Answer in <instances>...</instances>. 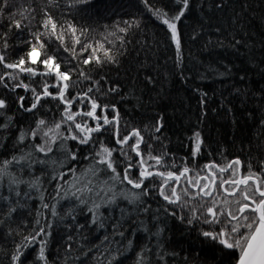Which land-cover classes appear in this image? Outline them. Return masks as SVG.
<instances>
[{"label": "snow or ice", "instance_id": "snow-or-ice-1", "mask_svg": "<svg viewBox=\"0 0 264 264\" xmlns=\"http://www.w3.org/2000/svg\"><path fill=\"white\" fill-rule=\"evenodd\" d=\"M86 3L87 0H64V9L71 11ZM139 3L166 29L175 46L179 65L181 41L177 22L188 10L190 0H170L167 8L152 5L149 0H139ZM60 7V0H45L42 3H37V0H27L26 3L24 0H0V65L12 70L0 73V86L6 92H15L20 88L30 93L27 107L25 96H16L15 103L18 109L35 116L33 125L27 129L21 126L16 136L17 144L27 142V151L20 148L0 161V239L5 242L0 245V255L6 264H50L46 249L53 217L58 220L68 217L75 221L77 212H87L88 223L103 227L102 206L111 205L117 197H121L144 213L148 207L144 198L150 194L164 202L162 207L166 216H174L190 226L203 218L201 222L210 227L197 229L203 238L201 242L222 252L231 250L228 253L231 259L227 264H264V160L259 162V171H253L251 163H248L247 171L242 172L238 157L223 164L209 160L197 167L195 158L202 145L199 131L193 132L191 137V167L187 163L189 157L183 158L177 166L174 161L169 163L164 159L166 153L153 154L151 144H146L147 151L142 153L141 131L126 125L121 133L117 106L114 103L101 104L91 95L93 88L101 96L106 94L101 92V87L102 82L107 84L108 81L100 72L105 65L119 63V56L130 43L128 36L133 28L140 26L139 18L133 15L127 20H115L111 25H104V32L96 39L89 37L90 32L95 31L90 26L75 23L63 14L59 19L54 16L53 10ZM13 29L20 34L17 37L19 43L29 47L17 59L8 61L6 56L11 47L9 34ZM24 30L28 31L31 39H20ZM49 44L53 45L54 51H48ZM89 65L99 70L95 78L92 72L86 70L85 66ZM22 74H26L29 83L21 79ZM73 75L76 81L88 80L92 86L86 91L70 92ZM33 77L39 79L32 81ZM107 92L117 93L118 87L113 85L107 88ZM49 99L57 101L59 111V118L51 121L38 114L41 108L47 107L44 101ZM8 105L7 97L0 96V116H5ZM12 119V116H5L0 129L6 130ZM260 125L264 127V119L260 120ZM161 127V118L157 117L152 132H160ZM102 133L111 135L115 147L104 143ZM152 138L159 139L157 136ZM68 141L74 142L77 149L82 145H92L88 155L83 156L88 163L80 168L79 174L74 165L79 163L81 153L68 147ZM57 151L62 153V161L52 159ZM114 152L121 159L114 157ZM129 152L134 154L135 163ZM36 166H41L39 174L35 171ZM48 168L52 169L50 176ZM133 169L136 170L135 175ZM66 174H71V182L65 179ZM42 177H47L55 193L49 194L50 203L44 201ZM118 185L128 187L117 188ZM21 186H24L23 196ZM33 192L40 199V207L49 210L50 216L43 223L37 218L33 227L25 233L19 225L13 227L14 217L24 207L21 200L26 203L32 199ZM61 200L68 201L66 208L61 206L62 214L57 210ZM178 209H187V212L180 215ZM40 215L38 209L36 216ZM152 221L156 222L152 228L146 221H139L146 240L138 246L139 251L133 247L134 264H166L165 256L175 255L164 250L160 243L163 228L156 215L152 216ZM76 227L79 229L82 226L77 224ZM123 228L122 223L114 222L112 233L125 242L122 248H128L133 244L131 237L136 229L125 236L121 231ZM152 237L156 238L155 241ZM68 239L71 240V237ZM33 245L36 247L33 248ZM68 248H71L70 244ZM29 249L33 253L31 260L28 259ZM89 250L85 248L81 255L86 256ZM106 251L108 264L123 255L120 248Z\"/></svg>", "mask_w": 264, "mask_h": 264}, {"label": "trees", "instance_id": "trees-1", "mask_svg": "<svg viewBox=\"0 0 264 264\" xmlns=\"http://www.w3.org/2000/svg\"><path fill=\"white\" fill-rule=\"evenodd\" d=\"M42 2L45 0H37V3ZM149 3L167 8L170 0H149ZM60 4V9L53 10V15L59 19L63 14L75 23L95 29L90 32V38L94 36L99 39V34L104 32L103 26L111 25L115 20H127L133 15L139 18L140 26L138 29L133 28L128 36L130 43L126 44L127 50L119 56V63L105 65L100 72L108 81L107 84L102 82L101 87V92L106 94L101 96L93 88L91 95L101 104L114 103L117 106L121 133L125 131L126 125L137 127L141 131L142 153L147 151L145 145L151 144L153 154L166 153L164 159L169 163L174 161L179 166L183 158L189 157L193 132L199 131L202 145L195 158L197 167L209 160L223 164L238 157L242 172L247 171L248 163H251L253 171H259V162L264 160V127L260 125V120L264 119V0H190L188 10L177 22L181 41L179 65L175 46L166 29L145 11L139 0H87L86 4L71 11L64 9V0H60ZM9 35L11 47L6 60L13 61L27 51L29 46L19 43L17 37L20 34L16 29ZM20 39H31L27 30H24ZM78 48L79 46L77 50ZM48 51H54L53 45L49 44ZM85 67L95 78V73L99 70L93 69L91 65ZM5 70L12 71L0 65V73ZM21 79L25 83L30 82L26 74H22ZM38 79L39 77H33L32 81ZM72 80L74 83L70 92L86 91L92 86L88 80L76 81L75 75ZM113 85L118 87V92H107V88ZM0 96H6L9 100L5 116L13 117L6 130L0 129L2 161L20 148L27 151V142L17 144L16 136L21 126L27 129L33 125L35 116L17 108L16 96H25L27 107L30 93L23 89L6 92L0 86ZM44 102L47 107L41 108L38 114L49 121L59 118L57 101L49 99ZM5 116H0V123L5 122ZM157 117L161 118L162 127L160 132L153 133L152 127ZM101 135L106 145L115 147L111 135ZM153 136L159 139H153ZM67 146L81 153L79 163L74 165L79 174L80 168L88 163L83 156L88 155L92 145H82L77 149L74 142L68 141ZM125 149L127 150V145ZM113 155L121 159L118 153L114 152ZM129 155L133 156L135 163L134 154L129 152ZM52 159L62 161L63 155L57 151ZM187 163L190 167L193 165L190 157ZM40 167H35L37 174ZM51 172L52 169L48 168L49 176ZM132 172L135 175L136 170L133 169ZM101 178L106 179L105 176ZM42 179L44 201L50 203L49 194L55 193L47 177ZM65 179L71 182V174H66ZM23 187L21 186V196ZM119 187L128 186L118 185L117 188ZM144 199L148 206L144 213L121 197H117L111 205L102 206L100 211L103 213V227L88 223L87 212H77L75 221L68 217L63 220L53 217L46 249L50 264H108L106 249L115 251L117 248L121 249L123 255L118 256L112 264H134L133 247L139 251L138 246L146 240L145 233L139 228V221H146L152 228L156 223L152 221L153 215L158 217L160 227L163 228L160 238L163 249L170 254L175 253L165 256L166 264H227L231 259L228 255L231 250L222 252L219 248L201 242L203 238L199 236L197 229L210 227L201 222L203 218L190 226L174 216L164 215V202L158 196L152 197L150 194ZM40 203L35 192L26 203L22 199L24 207L14 217L13 227L19 225L26 233L37 218L42 223L49 218V210L42 209ZM62 205L66 208L68 201H59L57 210L61 214ZM168 207L171 210V206ZM38 209L41 212L39 217L36 216ZM177 212L184 215L187 209H178ZM117 221L124 225L121 231H124L125 236L136 229L135 235L131 237L132 246L122 248L121 245L125 242L119 235H113L112 224ZM77 224L82 227L77 229ZM215 227L218 228L219 225ZM105 236L108 237L107 240L104 239ZM155 239L152 237L153 241ZM4 243L0 239V245ZM8 246L10 247V241ZM85 248L90 249L86 256L81 255ZM32 257V250L29 249L28 259L31 260ZM0 264H6L2 255Z\"/></svg>", "mask_w": 264, "mask_h": 264}, {"label": "flooded vegetation", "instance_id": "flooded-vegetation-1", "mask_svg": "<svg viewBox=\"0 0 264 264\" xmlns=\"http://www.w3.org/2000/svg\"><path fill=\"white\" fill-rule=\"evenodd\" d=\"M227 175H228V173L226 172V173H225V178H227Z\"/></svg>", "mask_w": 264, "mask_h": 264}]
</instances>
